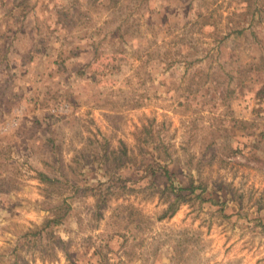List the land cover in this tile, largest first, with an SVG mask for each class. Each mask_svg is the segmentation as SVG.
Masks as SVG:
<instances>
[{
    "label": "rangeland",
    "instance_id": "374dc122",
    "mask_svg": "<svg viewBox=\"0 0 264 264\" xmlns=\"http://www.w3.org/2000/svg\"><path fill=\"white\" fill-rule=\"evenodd\" d=\"M101 261L264 264V0H0V264Z\"/></svg>",
    "mask_w": 264,
    "mask_h": 264
},
{
    "label": "trees",
    "instance_id": "16d2710c",
    "mask_svg": "<svg viewBox=\"0 0 264 264\" xmlns=\"http://www.w3.org/2000/svg\"><path fill=\"white\" fill-rule=\"evenodd\" d=\"M111 2H113L114 4H116L118 1L120 0H110ZM243 27V26H242ZM234 28L232 31L234 32H238V33H243V29L244 28ZM172 208V214H174L177 211V206H176V202H173L172 204H170L169 209ZM168 209V210H169ZM50 221H48L47 223H49ZM99 264H103V262H99Z\"/></svg>",
    "mask_w": 264,
    "mask_h": 264
}]
</instances>
